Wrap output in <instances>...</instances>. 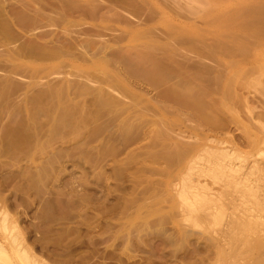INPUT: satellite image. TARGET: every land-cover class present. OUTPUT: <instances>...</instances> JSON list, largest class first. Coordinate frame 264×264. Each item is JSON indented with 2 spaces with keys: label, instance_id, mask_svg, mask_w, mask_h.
<instances>
[{
  "label": "rangeland",
  "instance_id": "1",
  "mask_svg": "<svg viewBox=\"0 0 264 264\" xmlns=\"http://www.w3.org/2000/svg\"><path fill=\"white\" fill-rule=\"evenodd\" d=\"M202 1L0 0V263L264 264V0Z\"/></svg>",
  "mask_w": 264,
  "mask_h": 264
},
{
  "label": "bare ground",
  "instance_id": "2",
  "mask_svg": "<svg viewBox=\"0 0 264 264\" xmlns=\"http://www.w3.org/2000/svg\"><path fill=\"white\" fill-rule=\"evenodd\" d=\"M201 1H202V0H201ZM203 1H204V3H203V7H204L203 11H204L205 14H211V13H213V12H214V13H215V12H216V13L221 12L222 14H224L225 17L228 18V16H230V15H229L230 13L228 12V7H229L231 4H233V3H238V4L243 5V6H244V12L247 13L246 15H250L253 11H255V10L251 11V9H252V4L255 3V2H257L258 0H203ZM203 1H202V2H203ZM244 12H243V13H244ZM259 61L262 62V63L260 64V66H261V65L264 66V49H263L262 52L260 53ZM263 66H261L262 69L264 68ZM194 103H195V102H194ZM194 103H192V104H194ZM197 104H198V103H196V105H197ZM194 105H195V104H194ZM194 105H193V107L195 108ZM198 106H199V105H197V107H198ZM198 108H200V107H198ZM205 119H207V118H205ZM207 120H208V119H207ZM207 120H206V121H207ZM209 121H210V120H209ZM209 121H207V122H209ZM212 139H213V138H212ZM217 139H218V138H217ZM210 140H211V139H210ZM212 141H214V139H213ZM222 141H223V140H222ZM222 141H221V142H222ZM218 142H219V141H218ZM219 144H220V143H219ZM223 144H224V143H223ZM207 148H208V146H207ZM207 148H205V149H207ZM209 148H210V147H209ZM209 148H208V150H209ZM213 148H214V147H213ZM216 149H217V148H216ZM225 149H227V148H225ZM214 150H215V149H214ZM217 150H219V149H217ZM210 151H211V150H210ZM229 151H230V150H229ZM231 151H232V150H231ZM231 151H230V152H231ZM211 152H212V151H211ZM217 152H219V151H217ZM223 152H224V151H223ZM206 153H207V150H206ZM215 153H216V152H215ZM225 153H226V151H225ZM228 154H229V153H228ZM228 154H227V155H228ZM207 155H208V153H207ZM215 155H216V154H215ZM224 155H225V154H224ZM201 156H203V155L201 154ZM213 156H214V155H213ZM216 156H217V155H216ZM221 156H222V155H221ZM225 156H226V155H225ZM199 157H200V156H199ZM204 157H205V156H204ZM207 157H208V156H207ZM209 157H210V156H209ZM218 157H219V154H218ZM235 157H236V156H235ZM219 158H221V157H219ZM222 158H223V157H222ZM222 158H221V159H222ZM199 159H203V158H199ZM204 159H205V158H204ZM210 159H211V158H210ZM215 159H216V158H215ZM228 159H229V158H228ZM196 160H197V159H196ZM217 160H219V159H217ZM224 160H225V159H224ZM222 161H223V160H222ZM199 162H201V161H199ZM211 162H212V161H211ZM215 162H216V161H215ZM220 163H222V162H220ZM223 163H224V162H223ZM226 163H227V162H226ZM195 164H196V163H195ZM195 164H194V165H195ZM204 164H205V163H204ZM207 164H208V163H207ZM212 164H213V163H212ZM216 164H217V163H216ZM218 164H219V163H218ZM227 164H232V162H231V163H227ZM192 165H193V163H192ZM196 165H197V164H196ZM211 166H212V165H211ZM222 166H223V164H222ZM225 166H226V165H225ZM229 166H231V165H229ZM191 167H192V166H191ZM202 167H203V166H202ZM206 167H207V165H206ZM214 167H215V166H214ZM189 168H190V167H189ZM192 168L194 169V167H192ZM198 168H199V167H198ZM200 168H201V167H200ZM210 168H211V167H210ZM210 168H209V169H210ZM224 168H225V167H224ZM230 168H231V167H230ZM196 169H197V168H196ZM204 169H205V167H204ZM213 169H214V168H213ZM222 169H223V168H222ZM228 169H229V168H227V169H225V170H228ZM233 169H234V167H233ZM190 170H191V169H190ZM190 170H189V171H190ZM197 170H198V169H197ZM230 170H231V169H230ZM191 171H192V170H191ZM200 171L202 172L203 170H200ZM200 171H199V172H200ZM222 171H223V170H222ZM232 171H233V170H232ZM197 172H198V171H197ZM205 172H207V171L205 170ZM209 172H210V170H209ZM209 172H208V173H209ZM214 172H215V171H214ZM192 173H193V172H192ZM221 173H222V172H221ZM234 173H235V172H234ZM188 174H190V172L187 173V175H188ZM201 174H202V173H201ZM209 174H210V173H209ZM212 174H214V173L212 172ZM212 174H211V176H212ZM197 175H198V176H201V175H199V174H197ZM205 175H207V174H205ZM193 176H194V175H193ZM215 176H216V175H215ZM187 177H190V175L187 176ZM221 177H222V176H221ZM198 178H199V177H198ZM204 178H205V176H204ZM207 178H208V176H207ZM213 178H214V177H213ZM208 179H210V178H208ZM183 180H184V179H183ZM185 181H186V180H185ZM192 181H193V180H192ZM211 181H212V180H211ZM186 182H187V181H186ZM197 182H198V181H197ZM199 182H200V181H199ZM193 183H194V182H193ZM195 183H196V182H195ZM202 183H206V182L203 181ZM227 183H228V182H227ZM183 184H185V183H183ZM187 184L189 185L190 182H189V183L187 182ZM215 184H216V183H215ZM190 185H191V184H190ZM196 185H199V186H200V185H201V186L204 185V186L207 187V186H208V183H207L206 185H205V184L202 185V184H200V183H199V184H196ZM196 185H195V186H196ZM213 185H214V184H213ZM184 186H186V185H184ZM191 186H192V185H191ZM191 186H190V187H191ZM201 186H200V187H201ZM187 187H188V186H186V188H187ZM193 187H194V186H193ZM200 187H198V189H199ZM186 188H182V190L185 191L184 193H183V192H182V193H183V194L186 193V194L184 195V196H186V197H185V198H182V200H185V199H186V200H185V202L187 203V204L185 203V204L187 205L186 207H187V208L189 207L188 209L190 210V209H191V207H190L191 205L188 206V205L191 203L190 201L193 200L192 204L195 202L192 206H194V205L196 206V204H198V203L200 202L199 200H197L198 198L196 197V195H197L198 192H195L196 195H194V197L197 198V199H192V198H190V197L192 196V194L194 193L195 190H196V191H199V190H201L202 188H200L199 190H197L196 187H195V190H194V188L189 189V190L187 189L188 191L191 190V192H192V190H194V191L192 192V194H191V192H190L191 196L188 194V191L186 190ZM207 188H209V187H207ZM207 188H206V189H207ZM211 188H212V187H211ZM184 189H185V190H184ZM202 190L204 191L205 188H203ZM202 190H201V191H202ZM210 190H211V189H210ZM186 191H187V192H186ZM201 191H200V192H201ZM203 191H202V192H203ZM211 191H212V190H211ZM200 192H199V194H202V192H201V193H200ZM215 192H216V191H215ZM182 193H180L181 196H183ZM204 193H205V191H204ZM184 196H183V197H184ZM189 196H190V197H189ZM205 196H206V195H205ZM205 196L203 195L201 198L204 197V198H205L204 200H205V203H206V201L209 200V199H208L207 197H205ZM214 196H215V195H214ZM194 197H193V198H194ZM189 198H190V199H189ZM187 199H189V200L187 201ZM195 200H196L197 202H196ZM202 200H203V199H202ZM198 201H199V202H198ZM212 201H213V200H212ZM219 201H220V200H219ZM183 202H184V201H183ZM188 202H189V204H188ZM205 203H204V204H205ZM182 204H183V203H182ZM202 204H203V203H201V205H202ZM212 204H213V202H212ZM198 205H199V204H198ZM201 205H199V206H201ZM205 205H206V204H205ZM205 205H204V207H205ZM222 206H224V205H222ZM202 207H203V206H201V208H202ZM218 207H219V206H218ZM193 208H194V207H193ZM221 208H222V207H221ZM188 209H187V210H188ZM194 209H195V208H194ZM194 209H193V210H194ZM206 209H207V208H206ZM195 210H196V209H195ZM212 210H213V209H212ZM199 211H200V210H199ZM206 211H207V210H206ZM191 212H192V211H191ZM194 212H195V211H194ZM194 212H193V213H194ZM207 212H208V211H207ZM196 213H198V212H196ZM196 213H195V214H196ZM210 213H211V211H210ZM210 213H209V214H210ZM227 216H228V215H227ZM196 221H198V220H196ZM200 223H201V222H200ZM222 223H223V222H221V224H222ZM0 244H1V243H0ZM0 246H1V248H2V249H0L1 252L4 251L5 253H7V252H6L7 250L3 249L4 246H3L2 244H1ZM4 252H3V255L6 256L7 254H5ZM21 253H22V252H21ZM1 254H2V253H1ZM22 255L24 256L25 254H22ZM0 264H4V263H0Z\"/></svg>",
  "mask_w": 264,
  "mask_h": 264
}]
</instances>
